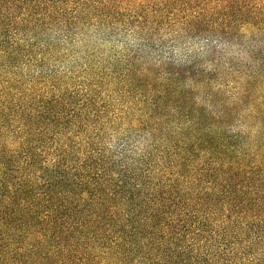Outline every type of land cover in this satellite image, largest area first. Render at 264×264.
<instances>
[{
	"label": "trees",
	"instance_id": "trees-1",
	"mask_svg": "<svg viewBox=\"0 0 264 264\" xmlns=\"http://www.w3.org/2000/svg\"><path fill=\"white\" fill-rule=\"evenodd\" d=\"M115 2L0 0V264H264V0H202L183 18L217 53L208 70L197 53L137 68L158 53L140 36L123 59L140 127L111 148L104 109L44 66L82 19L118 18Z\"/></svg>",
	"mask_w": 264,
	"mask_h": 264
},
{
	"label": "rangeland",
	"instance_id": "rangeland-1",
	"mask_svg": "<svg viewBox=\"0 0 264 264\" xmlns=\"http://www.w3.org/2000/svg\"><path fill=\"white\" fill-rule=\"evenodd\" d=\"M115 1L119 7L118 11H120L118 18L107 15L100 24H96L94 21L87 23L86 19H82L74 30L73 39L63 38L55 47L53 45L48 52L49 59L44 66L53 71L56 70L52 66L53 63H62L66 60L74 62L73 70L65 73L68 77L67 92L72 93L75 102L77 99H90L98 109V113L100 109H104V113H100V115L101 118H104V133L107 136L108 147L110 144L115 147L120 137L128 134V130L132 131L140 127L138 119L142 103L137 99L134 90L130 94L127 93L128 86L125 83V77H123L125 72L123 59L130 52V48L125 49L123 43L125 36H135L139 39V43L141 42L140 36L151 37L158 45L152 51H158V53L146 52L137 63L138 65L135 66L137 68L150 69V66L154 64L155 67L161 68L159 71L161 72L170 65L167 64L168 61L175 60L180 62L179 64L184 61L187 63L190 61L189 55L197 53L198 66L201 65L208 70L212 66L210 59L217 55V53H204L209 41L201 36L190 37L187 30L184 31L185 24H181L183 18L200 6L202 0L196 1V4L188 6L187 9L183 0ZM153 9H157L156 13H152ZM155 14L163 15V18L157 23L152 20ZM174 20L179 21L177 24H173ZM242 31L248 37L252 35L249 27ZM53 35L51 33L49 37ZM263 36L260 35L259 38ZM173 39L174 42H172ZM113 45H116L117 54L115 55L112 54ZM161 45H164V48H160ZM135 48L137 47H132V49ZM216 50L222 51L226 57L237 56L240 53L239 48L234 45L228 47L222 44L216 46ZM121 51L124 52L123 55L119 54ZM241 56L247 58L248 55ZM174 67L176 66L174 65ZM32 69L36 68L32 66ZM137 72L145 75V82L149 81L151 76H147L146 72L144 73L142 70ZM76 85L79 88H76ZM85 89L87 91L83 93L82 90ZM142 93L143 91L140 92V94ZM149 93L150 91L147 92V95ZM197 94L198 97L203 95L202 92H197ZM218 108L219 106L214 107L213 112L216 113ZM227 122L233 129L242 127L240 123L232 122L230 119H227ZM228 125H223V127Z\"/></svg>",
	"mask_w": 264,
	"mask_h": 264
},
{
	"label": "clouds",
	"instance_id": "clouds-1",
	"mask_svg": "<svg viewBox=\"0 0 264 264\" xmlns=\"http://www.w3.org/2000/svg\"><path fill=\"white\" fill-rule=\"evenodd\" d=\"M123 43H124L125 49H129V48H132L134 46L138 47L139 46V39L135 36H125L123 38ZM112 54L113 55L117 54L116 45L112 46ZM119 54L123 55L124 52L121 51V52H119ZM240 55H243V53H240ZM52 66L54 68H56V70L58 71L59 74L63 75L65 73L72 71L73 68L75 67V64L72 60H66L62 63H53ZM109 146L114 147L113 144H110ZM146 147H147L146 144H142L140 146V150H137V149L136 150H137V152H139V151L144 150Z\"/></svg>",
	"mask_w": 264,
	"mask_h": 264
}]
</instances>
